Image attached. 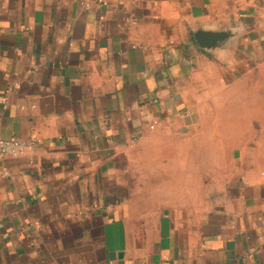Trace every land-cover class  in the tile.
Wrapping results in <instances>:
<instances>
[{"label": "crops", "instance_id": "0c3cea01", "mask_svg": "<svg viewBox=\"0 0 264 264\" xmlns=\"http://www.w3.org/2000/svg\"><path fill=\"white\" fill-rule=\"evenodd\" d=\"M0 136V264H264V0H0Z\"/></svg>", "mask_w": 264, "mask_h": 264}, {"label": "water", "instance_id": "95a60500", "mask_svg": "<svg viewBox=\"0 0 264 264\" xmlns=\"http://www.w3.org/2000/svg\"><path fill=\"white\" fill-rule=\"evenodd\" d=\"M239 35V29H199L194 32L197 44L207 52H215Z\"/></svg>", "mask_w": 264, "mask_h": 264}, {"label": "built area", "instance_id": "2783aa9c", "mask_svg": "<svg viewBox=\"0 0 264 264\" xmlns=\"http://www.w3.org/2000/svg\"><path fill=\"white\" fill-rule=\"evenodd\" d=\"M154 126H152L153 128ZM34 142L31 140H23L17 137L2 138L0 136V163L6 158H20L28 149H31Z\"/></svg>", "mask_w": 264, "mask_h": 264}]
</instances>
